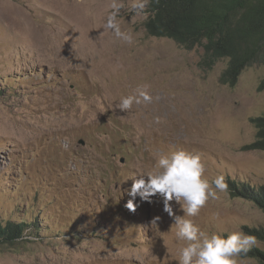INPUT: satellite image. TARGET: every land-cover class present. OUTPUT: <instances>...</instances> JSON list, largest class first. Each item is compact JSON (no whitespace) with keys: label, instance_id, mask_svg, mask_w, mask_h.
<instances>
[{"label":"rangeland","instance_id":"374dc122","mask_svg":"<svg viewBox=\"0 0 264 264\" xmlns=\"http://www.w3.org/2000/svg\"><path fill=\"white\" fill-rule=\"evenodd\" d=\"M135 2L0 0V222L39 225L0 248V264H178L162 197L127 208L132 177L160 153H200L209 181L264 188V151L246 149L251 119L264 113V63L224 85L227 60L203 70V47L150 36L148 5ZM66 3L88 17L73 22ZM113 4L130 44L105 27ZM145 84L159 99L121 112V98ZM195 219L225 235L264 229V210L228 188ZM252 248L264 251V241Z\"/></svg>","mask_w":264,"mask_h":264},{"label":"trees","instance_id":"16d2710c","mask_svg":"<svg viewBox=\"0 0 264 264\" xmlns=\"http://www.w3.org/2000/svg\"><path fill=\"white\" fill-rule=\"evenodd\" d=\"M148 13L145 27L150 36L171 39L188 50L203 47V70L227 60L220 77L224 85L236 86L247 67L264 63V0H149ZM258 91H264V79ZM251 123L256 128V140L246 149L264 151V113L252 118ZM228 189L233 197L252 199L264 210V188L256 190L246 183L229 182ZM36 227L39 225L24 221L0 222V248L14 244ZM248 232L264 241V229ZM243 257L264 264L261 249L252 248Z\"/></svg>","mask_w":264,"mask_h":264},{"label":"clouds","instance_id":"9594fccd","mask_svg":"<svg viewBox=\"0 0 264 264\" xmlns=\"http://www.w3.org/2000/svg\"><path fill=\"white\" fill-rule=\"evenodd\" d=\"M149 0H136L134 9L143 11ZM108 16L106 28L127 43L133 42V36L121 30L119 7ZM149 85L138 86L133 94L123 96L117 105L121 112H127L134 105L151 103L154 99L148 89ZM160 118H156V123ZM207 162L203 155L184 149H177L158 154L151 170L132 177L133 183L127 195L131 199L127 208L132 212L138 207L137 197L142 202L152 203V197L159 194L163 199L164 212L174 221L170 232L174 229L175 240L180 245L178 264H243V256L256 244V237L242 230L208 232L196 219L200 211L210 200L218 199V192L227 191L228 185L223 175H217L212 181L206 176ZM129 179V176L125 181ZM180 206L184 214L178 215L172 202ZM218 219V217H217ZM159 220V217L156 218Z\"/></svg>","mask_w":264,"mask_h":264},{"label":"bare ground","instance_id":"6f19581e","mask_svg":"<svg viewBox=\"0 0 264 264\" xmlns=\"http://www.w3.org/2000/svg\"><path fill=\"white\" fill-rule=\"evenodd\" d=\"M78 5V4H77ZM85 7V6H84ZM63 9V8H62ZM79 9V10H77ZM86 8L85 9H81L79 8V6H75V5H68L67 3L65 4V12H66V15L69 16L70 19L73 20V22L77 23V24H80L82 20V16L83 18H87V14H86ZM91 11V10H90ZM89 12V11H88ZM92 12V11H91ZM86 14V15H85ZM86 21V20H85ZM88 22H90L88 20ZM87 23H83L84 26H86ZM90 25V24H89ZM51 37V36H50ZM47 38V37H46ZM45 39V38H44ZM48 43V42H47ZM125 113V112H124Z\"/></svg>","mask_w":264,"mask_h":264}]
</instances>
